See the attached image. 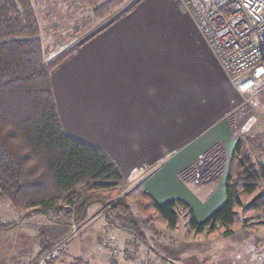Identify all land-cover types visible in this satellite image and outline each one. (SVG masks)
<instances>
[{
	"label": "crops",
	"instance_id": "0c3cea01",
	"mask_svg": "<svg viewBox=\"0 0 264 264\" xmlns=\"http://www.w3.org/2000/svg\"><path fill=\"white\" fill-rule=\"evenodd\" d=\"M88 36L51 73L63 130L102 149L124 177L146 170L138 186L156 202L181 200L205 220L226 199L240 96L190 13L178 0H138ZM49 223L53 246L67 239L72 225ZM84 250L74 257L90 264Z\"/></svg>",
	"mask_w": 264,
	"mask_h": 264
},
{
	"label": "trees",
	"instance_id": "16d2710c",
	"mask_svg": "<svg viewBox=\"0 0 264 264\" xmlns=\"http://www.w3.org/2000/svg\"><path fill=\"white\" fill-rule=\"evenodd\" d=\"M76 1L90 7L92 20L104 22L88 39L138 0L127 7V0ZM35 3L0 0V199L17 210L29 208L22 217L40 214L65 225L87 219L95 203L109 204L103 210L104 221L129 234L135 250L122 249L110 264H131L141 256L137 250L142 245L155 250L146 230L153 231L157 221L175 228L178 208L185 210L187 226L196 233L207 230L230 236L247 219L264 225V164L252 158L242 138L229 159L226 199L203 221L196 220L185 202L158 203L144 190L134 203L137 214L126 196L116 198L124 176L112 159L99 147L67 134L60 124L51 73L77 47L50 54L42 43ZM15 224L0 220V228Z\"/></svg>",
	"mask_w": 264,
	"mask_h": 264
},
{
	"label": "rangeland",
	"instance_id": "374dc122",
	"mask_svg": "<svg viewBox=\"0 0 264 264\" xmlns=\"http://www.w3.org/2000/svg\"><path fill=\"white\" fill-rule=\"evenodd\" d=\"M135 1L131 0L128 5ZM34 9L42 43L51 55L68 47H77L83 38L98 28L99 21L91 19L90 7H83L76 0H37ZM241 101L240 97L235 103L239 106L235 112L237 115H234L237 117L234 121V141L238 138L244 139L252 158L264 164V97L260 104L255 103V100L242 104ZM144 173L146 170L124 177V182L115 192L116 198L126 196L135 214L138 212L134 203L142 191L138 181ZM92 206L87 219L82 221L89 223L81 232L80 238L73 237L56 249L54 244L45 249L46 245H50L51 240L56 238V235L47 230L51 224L49 220L40 214L22 217L29 208L17 210L7 200L0 199V220L2 223H16L7 228H0L6 230L0 232V264H89L79 257H74L75 254L81 256L85 252L84 249L85 258H89L90 264H110L112 257H119L117 254L122 249L135 251L130 242L133 238L129 234L108 225L103 219V211L97 214L103 206L96 203ZM177 212L178 222L175 228L157 221L153 231L146 230L148 243L155 250L148 251L144 245L140 246L137 252H141L142 257H148L155 264L160 263L158 258L154 259L158 255L177 264H264L263 224L255 222L254 219H247L245 226L236 227L230 236H223L220 232L210 233L207 230L196 233L187 226L188 216L185 210L178 208ZM28 217L31 218L23 222V218ZM21 222V228L16 230L15 226ZM13 227L14 230L10 231ZM57 228L59 229V226ZM68 230H72V226ZM69 231L66 237L70 235ZM108 231L116 235V253H112L111 247L96 248L99 239ZM85 233L88 236L85 237ZM41 249L44 252L40 255ZM67 252L73 256L71 262L66 260ZM141 256L131 264L142 260Z\"/></svg>",
	"mask_w": 264,
	"mask_h": 264
},
{
	"label": "built area",
	"instance_id": "2783aa9c",
	"mask_svg": "<svg viewBox=\"0 0 264 264\" xmlns=\"http://www.w3.org/2000/svg\"><path fill=\"white\" fill-rule=\"evenodd\" d=\"M178 2L190 13L208 47L242 98L241 104L253 100L260 104L264 97V0ZM108 205L101 207L97 214L102 213ZM88 223L72 224L70 235L54 249L73 237L80 238ZM105 247H111L112 253L117 252L116 235L109 231L96 244L97 249ZM141 259L136 264H155L148 257Z\"/></svg>",
	"mask_w": 264,
	"mask_h": 264
}]
</instances>
